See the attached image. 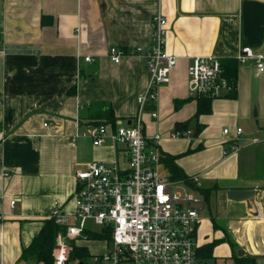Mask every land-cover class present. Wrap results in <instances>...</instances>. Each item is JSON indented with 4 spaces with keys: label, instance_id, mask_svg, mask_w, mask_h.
<instances>
[{
    "label": "crops",
    "instance_id": "obj_1",
    "mask_svg": "<svg viewBox=\"0 0 264 264\" xmlns=\"http://www.w3.org/2000/svg\"><path fill=\"white\" fill-rule=\"evenodd\" d=\"M245 1L0 0V264H27L23 250L56 201L74 212L78 170L94 160L118 159L128 167L125 147L110 141L95 146L87 138L73 146L71 136L111 108L116 120H135L149 67L139 57L114 63L109 48L151 46L159 10L169 19L166 47L178 62L157 100L143 106L145 134H161L162 152L175 155L198 187L210 188L206 198L184 179H172L205 202L197 229L200 257L235 264L237 257L252 256L264 264V143L225 155L222 140L225 127L237 126L247 138H264V72L254 60L239 63L235 96L214 99L210 113L198 117L188 86L193 56L235 57L248 43ZM254 47L264 54V38ZM88 55L94 61H86ZM177 100L183 101L176 106ZM186 121L193 134L173 137L177 123ZM162 171L170 177L163 162ZM230 190L253 194L234 200ZM214 241L212 256L204 259L202 246Z\"/></svg>",
    "mask_w": 264,
    "mask_h": 264
},
{
    "label": "built area",
    "instance_id": "obj_2",
    "mask_svg": "<svg viewBox=\"0 0 264 264\" xmlns=\"http://www.w3.org/2000/svg\"><path fill=\"white\" fill-rule=\"evenodd\" d=\"M161 1V0H159ZM169 19L159 10L152 18V44L149 47L111 46L109 57L120 63L128 57L144 60L150 71L145 92L138 98L135 120L91 123L71 136L73 146L87 138L93 145L108 141L123 146L128 153V167L118 159L94 160L76 172L77 189L73 195L75 210L69 214L56 201L49 218L65 227L57 237L54 264H76L70 260V240L88 238L87 231H111L108 249L94 254L83 264H207L200 257L197 229L204 200L192 191H181L162 171L161 134L147 136L143 106L157 100L159 88L170 83L178 56L167 50ZM235 58L241 64L254 60L264 72V54L254 45L241 46ZM94 61L93 56H85ZM188 86L193 96L206 94L224 97L232 88L217 55L193 56L188 65ZM153 117H158L156 112ZM193 130L175 131L173 137H188ZM224 154L239 152L248 145L264 143V138H247L244 128L223 129ZM12 204L15 201L12 200ZM1 218V216H0Z\"/></svg>",
    "mask_w": 264,
    "mask_h": 264
},
{
    "label": "trees",
    "instance_id": "obj_3",
    "mask_svg": "<svg viewBox=\"0 0 264 264\" xmlns=\"http://www.w3.org/2000/svg\"><path fill=\"white\" fill-rule=\"evenodd\" d=\"M248 44V43H246ZM222 66L224 68V73L227 76L230 84L232 85L231 90L224 97L235 96L237 91V76L239 61L235 57L222 58ZM194 97L198 102V110L196 117L201 114L210 113L212 107V101L214 100L211 96L206 94H199ZM183 100H177L176 106L179 105ZM116 116L113 109L101 113L97 118L92 120L91 123L99 122H115ZM190 121L179 122L176 126V131H185L189 128ZM201 131V126H198L196 134ZM162 162L170 174V178L173 180L184 179L193 188L204 193L206 198H208L210 193V188L204 189L198 187L197 184L186 175L184 170L176 163V156L171 154H164L162 152ZM65 230L64 226H61L55 222L54 219L48 218L45 220L41 230L35 235L31 244L24 248L21 255V260L25 261L27 264H54V247L56 245L58 234ZM87 237L94 240H106L107 242L111 239V231H87ZM72 250L70 253V260L74 261L76 264L83 262L89 263V259L94 255L90 252L86 245H80L75 240L69 241ZM216 241L206 244L201 248V255L204 259L210 258L212 256L213 248ZM200 254V251H199ZM235 264H257L256 258L252 256H241L235 259Z\"/></svg>",
    "mask_w": 264,
    "mask_h": 264
},
{
    "label": "water",
    "instance_id": "obj_4",
    "mask_svg": "<svg viewBox=\"0 0 264 264\" xmlns=\"http://www.w3.org/2000/svg\"><path fill=\"white\" fill-rule=\"evenodd\" d=\"M244 35L250 45H258L264 38V3L246 0L243 6ZM253 191L230 190L229 197L242 200L252 196ZM83 264V262L79 263Z\"/></svg>",
    "mask_w": 264,
    "mask_h": 264
},
{
    "label": "rangeland",
    "instance_id": "obj_5",
    "mask_svg": "<svg viewBox=\"0 0 264 264\" xmlns=\"http://www.w3.org/2000/svg\"><path fill=\"white\" fill-rule=\"evenodd\" d=\"M179 187L184 188L181 185ZM84 243L89 248L90 252L93 253V254L94 253L95 254L104 253L108 249L106 240L90 239V240L85 241ZM54 250H55V247H54ZM88 261L91 262V259H89ZM207 263L208 264H214V260L213 259H209Z\"/></svg>",
    "mask_w": 264,
    "mask_h": 264
}]
</instances>
